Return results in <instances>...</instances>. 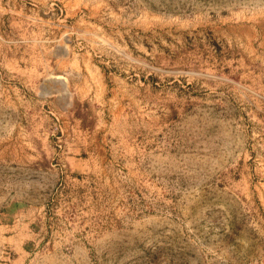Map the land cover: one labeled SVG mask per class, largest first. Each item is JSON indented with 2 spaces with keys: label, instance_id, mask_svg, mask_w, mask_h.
<instances>
[{
  "label": "rangeland",
  "instance_id": "obj_1",
  "mask_svg": "<svg viewBox=\"0 0 264 264\" xmlns=\"http://www.w3.org/2000/svg\"><path fill=\"white\" fill-rule=\"evenodd\" d=\"M0 264H264V0H0Z\"/></svg>",
  "mask_w": 264,
  "mask_h": 264
}]
</instances>
